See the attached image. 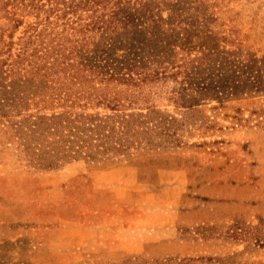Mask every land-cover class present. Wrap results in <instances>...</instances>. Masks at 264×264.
Segmentation results:
<instances>
[{
  "label": "rangeland",
  "instance_id": "1",
  "mask_svg": "<svg viewBox=\"0 0 264 264\" xmlns=\"http://www.w3.org/2000/svg\"><path fill=\"white\" fill-rule=\"evenodd\" d=\"M162 5L122 156L37 165L0 129V264H264V0Z\"/></svg>",
  "mask_w": 264,
  "mask_h": 264
},
{
  "label": "trees",
  "instance_id": "2",
  "mask_svg": "<svg viewBox=\"0 0 264 264\" xmlns=\"http://www.w3.org/2000/svg\"><path fill=\"white\" fill-rule=\"evenodd\" d=\"M166 3L0 0V129L22 156L53 167L127 151V137L142 123L126 108L159 80L148 58L154 47L145 59L134 52L155 43L159 32L181 28L159 20ZM28 17L34 21L15 40ZM99 107L110 114L87 113Z\"/></svg>",
  "mask_w": 264,
  "mask_h": 264
},
{
  "label": "clouds",
  "instance_id": "3",
  "mask_svg": "<svg viewBox=\"0 0 264 264\" xmlns=\"http://www.w3.org/2000/svg\"><path fill=\"white\" fill-rule=\"evenodd\" d=\"M16 172L20 175L23 174L22 169L17 168ZM7 174V169L3 164H0V177H3ZM18 200L22 204H27L28 200L26 198V194L23 192H19L18 194ZM49 253L51 254H57L63 250L64 242L59 239V237L51 238L47 241V243L44 245Z\"/></svg>",
  "mask_w": 264,
  "mask_h": 264
}]
</instances>
